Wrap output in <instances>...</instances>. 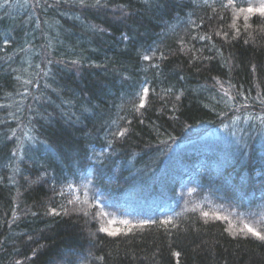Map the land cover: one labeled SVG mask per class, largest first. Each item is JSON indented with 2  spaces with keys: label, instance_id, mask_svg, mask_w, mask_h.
Wrapping results in <instances>:
<instances>
[{
  "label": "trees",
  "instance_id": "trees-1",
  "mask_svg": "<svg viewBox=\"0 0 264 264\" xmlns=\"http://www.w3.org/2000/svg\"><path fill=\"white\" fill-rule=\"evenodd\" d=\"M0 264H264V0H0Z\"/></svg>",
  "mask_w": 264,
  "mask_h": 264
},
{
  "label": "rangeland",
  "instance_id": "rangeland-1",
  "mask_svg": "<svg viewBox=\"0 0 264 264\" xmlns=\"http://www.w3.org/2000/svg\"><path fill=\"white\" fill-rule=\"evenodd\" d=\"M111 221L112 222H117L118 220H117V218L116 219L112 218Z\"/></svg>",
  "mask_w": 264,
  "mask_h": 264
}]
</instances>
